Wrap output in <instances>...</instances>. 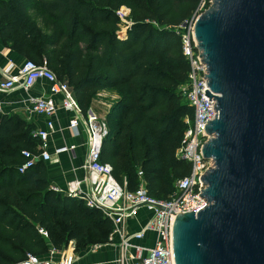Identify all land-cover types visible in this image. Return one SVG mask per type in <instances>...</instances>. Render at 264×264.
Returning a JSON list of instances; mask_svg holds the SVG:
<instances>
[{"label": "trees", "instance_id": "16d2710c", "mask_svg": "<svg viewBox=\"0 0 264 264\" xmlns=\"http://www.w3.org/2000/svg\"><path fill=\"white\" fill-rule=\"evenodd\" d=\"M201 0H0V35L27 59L46 62L72 88L82 110L116 88L118 125L108 128L102 161L129 191L168 199L191 171L176 150L193 109L184 95L189 66L179 27ZM129 10L122 27L117 11ZM29 122L0 114V264L40 258L73 241L75 252L111 241L112 221L82 200L57 192L43 162L24 174L23 150L39 152ZM142 172V176L139 175ZM40 229L46 235L40 233Z\"/></svg>", "mask_w": 264, "mask_h": 264}, {"label": "water", "instance_id": "95a60500", "mask_svg": "<svg viewBox=\"0 0 264 264\" xmlns=\"http://www.w3.org/2000/svg\"><path fill=\"white\" fill-rule=\"evenodd\" d=\"M212 1L195 23L217 111L202 148L214 162L201 177L209 204L176 217L174 259L264 264V0Z\"/></svg>", "mask_w": 264, "mask_h": 264}, {"label": "built area", "instance_id": "2783aa9c", "mask_svg": "<svg viewBox=\"0 0 264 264\" xmlns=\"http://www.w3.org/2000/svg\"><path fill=\"white\" fill-rule=\"evenodd\" d=\"M212 3V0H201L194 14L179 27L183 54L189 66L187 82L183 90L186 100L193 109V116L184 118L186 127L176 150V156L190 162L191 171L177 181L175 192L168 199L157 200L151 197L143 182L137 190L129 191L115 179L113 166L103 162L101 157L103 141L108 133L106 122L99 119L95 112L84 115L70 85L59 79L46 62L38 64L26 59L18 66L9 61L0 70L3 78L0 82V92L3 93L18 90L29 92L40 80H47L50 83V96H29L24 101L29 113L44 115L48 121L46 129L35 132V136L40 141L39 152L22 151L24 161L18 167L19 173L24 174L37 162L56 161L55 157L65 152L75 157L76 145L57 148L55 153L48 151L49 139L55 131L53 119L57 110L63 108L73 113L69 129L73 135L82 133L86 135L87 154L83 166L86 176L68 181L65 189L58 187L54 189L82 200L90 208L99 209L112 221L111 240L115 234L120 236L119 264H175L172 229L176 217L182 212L197 213L209 204L206 197H201L203 190L207 187V184L201 181V177L214 166V162L212 159H204L202 148L208 140L213 138L212 134L205 132V124L207 120L212 121L217 118V111L211 98L206 96L207 90L212 95L214 93L208 86V67L201 60V50L195 36V23ZM117 15L122 27L131 25L127 8L119 9ZM54 96H62L61 102H57ZM3 113L4 104L0 101V114ZM139 175L142 176V172H139ZM143 207L151 211V217L143 228L134 232L124 229L127 220L134 218L139 208ZM40 233L46 235L42 229ZM149 233L155 235L152 246L138 243ZM98 246L99 244L90 248L96 249ZM56 252L57 250L51 248L47 255L52 256ZM78 260L79 254L75 252L74 242L70 241L68 249L62 254L58 264H75ZM15 264H54V260L28 254L24 260Z\"/></svg>", "mask_w": 264, "mask_h": 264}, {"label": "crops", "instance_id": "0c3cea01", "mask_svg": "<svg viewBox=\"0 0 264 264\" xmlns=\"http://www.w3.org/2000/svg\"><path fill=\"white\" fill-rule=\"evenodd\" d=\"M27 59L26 56L21 55L15 49L6 45L0 35V70L5 67L9 61L14 62L16 65H21ZM3 80L0 74V82ZM22 93L23 96L19 97ZM50 83L47 80H40L36 85L29 91L25 92L23 90L13 91L10 93L0 92V101L4 104V113L9 114L10 112H23L25 121L29 122L33 127V132H37L41 129H46V124L48 118L41 114L29 113L25 108L24 101L29 98V96H50ZM57 102H61L62 96H54ZM121 95L116 88H106L100 90L92 99L89 113L95 112L99 119L103 120V116L97 113L101 110H109V115L111 114L113 107L120 100ZM73 117V113L66 111L63 108H59L54 116L55 131L52 133L48 142V151L55 153L57 148L63 146L76 145L75 157L70 153H63L53 162H43L49 180L53 187H58L60 189H65L67 182L74 178H84L86 176V171L84 169V164L86 161V146L85 140L86 135L84 133L80 135H73L69 129L70 120ZM110 116H108V120ZM40 142V141H39ZM39 145V144H38ZM139 208L136 216L132 219L127 220L124 229L128 231H139L143 228L146 221L151 217V215L146 216V214L140 212ZM155 235L152 233L147 234V236L138 241L146 246H152L154 243ZM120 236L115 234L113 239L107 243H101L96 249H91L90 247L84 252L79 254V260L75 264H119L118 259L121 256L120 251ZM64 252L57 251L54 255H46L42 259L54 260V264H58L62 254Z\"/></svg>", "mask_w": 264, "mask_h": 264}, {"label": "rangeland", "instance_id": "374dc122", "mask_svg": "<svg viewBox=\"0 0 264 264\" xmlns=\"http://www.w3.org/2000/svg\"><path fill=\"white\" fill-rule=\"evenodd\" d=\"M23 96L22 93L19 94V97ZM96 112V111H95ZM109 110H101L97 113H100L102 116H103V121L106 122V125L108 128H113V127H116L118 125V117H119V114H120V111H116L115 112V115H116V118H111V120H108V116H109ZM24 111L23 112H10L9 115H13V116H18L20 118L24 117ZM89 113V109L86 111V113H83L84 115H87ZM89 114H92V113H89ZM174 186H176V182H174ZM141 213H144L146 214V216H149L151 215V211H149L146 207H143L141 208L140 210ZM68 249V247H66L65 249H63L62 251L65 252L66 250Z\"/></svg>", "mask_w": 264, "mask_h": 264}]
</instances>
